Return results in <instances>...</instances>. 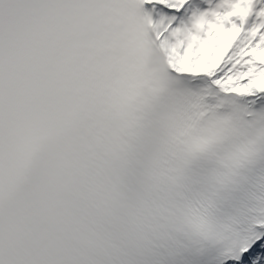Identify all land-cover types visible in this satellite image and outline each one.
Instances as JSON below:
<instances>
[{
    "label": "snow or ice",
    "instance_id": "obj_1",
    "mask_svg": "<svg viewBox=\"0 0 264 264\" xmlns=\"http://www.w3.org/2000/svg\"><path fill=\"white\" fill-rule=\"evenodd\" d=\"M0 264H264V0H0Z\"/></svg>",
    "mask_w": 264,
    "mask_h": 264
}]
</instances>
